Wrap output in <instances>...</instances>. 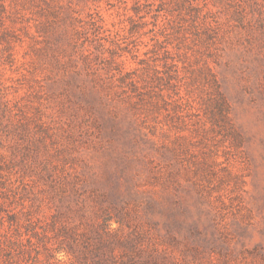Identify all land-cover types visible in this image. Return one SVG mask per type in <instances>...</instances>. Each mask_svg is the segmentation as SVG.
Listing matches in <instances>:
<instances>
[{
	"label": "rangeland",
	"instance_id": "1",
	"mask_svg": "<svg viewBox=\"0 0 264 264\" xmlns=\"http://www.w3.org/2000/svg\"><path fill=\"white\" fill-rule=\"evenodd\" d=\"M0 264H264V0H0Z\"/></svg>",
	"mask_w": 264,
	"mask_h": 264
}]
</instances>
